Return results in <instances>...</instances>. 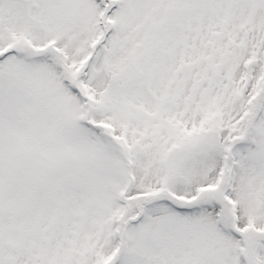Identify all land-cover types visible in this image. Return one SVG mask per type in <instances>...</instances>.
<instances>
[{
	"label": "snow or ice",
	"instance_id": "obj_1",
	"mask_svg": "<svg viewBox=\"0 0 264 264\" xmlns=\"http://www.w3.org/2000/svg\"><path fill=\"white\" fill-rule=\"evenodd\" d=\"M0 264H264V0H0Z\"/></svg>",
	"mask_w": 264,
	"mask_h": 264
}]
</instances>
